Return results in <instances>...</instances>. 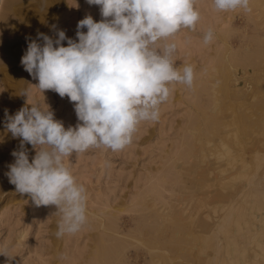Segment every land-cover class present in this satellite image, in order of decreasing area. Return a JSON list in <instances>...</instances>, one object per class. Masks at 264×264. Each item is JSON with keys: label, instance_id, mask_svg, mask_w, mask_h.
Instances as JSON below:
<instances>
[{"label": "rangeland", "instance_id": "1", "mask_svg": "<svg viewBox=\"0 0 264 264\" xmlns=\"http://www.w3.org/2000/svg\"><path fill=\"white\" fill-rule=\"evenodd\" d=\"M195 6V30L168 40L177 45L176 66L193 67L192 86L170 85L159 120L142 122L123 150L65 158L86 188L87 223L58 239L56 207L35 206L6 176L21 138L6 130L5 110L14 115L36 103L65 128L77 124L68 97L40 93L21 57L29 41L43 45L37 33L55 40L63 30L77 39V23L87 15L99 22L100 8L86 0H4L0 251L14 257L0 255V264H264V0H250L251 12L217 11L213 0ZM209 29L214 38L206 45ZM25 147L31 162L37 149Z\"/></svg>", "mask_w": 264, "mask_h": 264}, {"label": "clouds", "instance_id": "2", "mask_svg": "<svg viewBox=\"0 0 264 264\" xmlns=\"http://www.w3.org/2000/svg\"><path fill=\"white\" fill-rule=\"evenodd\" d=\"M100 8L102 19L91 15L77 23L76 38L57 31L53 40L37 33L28 42L21 65L34 79L40 93L56 92L73 103L77 124L65 128L49 107L20 108L14 115L5 110V128L21 138L11 155L6 176L16 192L30 195L35 206L56 207L60 215L56 237L76 234L87 223V192L77 182L65 158L89 149L121 151L133 142L138 126L158 121L160 106L182 83L191 87L194 69L177 67L175 42L182 29L195 30L200 20L196 0H86ZM217 11L251 12L250 0H213ZM87 31H83V29ZM209 29L203 43L213 41ZM67 41V46L62 42ZM55 45V46H54ZM31 90L21 94L29 97ZM30 104V103H29ZM25 144L36 155L29 162ZM0 255L9 258L7 250Z\"/></svg>", "mask_w": 264, "mask_h": 264}, {"label": "bare ground", "instance_id": "3", "mask_svg": "<svg viewBox=\"0 0 264 264\" xmlns=\"http://www.w3.org/2000/svg\"><path fill=\"white\" fill-rule=\"evenodd\" d=\"M4 6V0H0V10H1V8ZM226 207H228V206H226ZM227 209V208H226ZM225 211H227V210H225ZM230 211V210H229ZM230 217H231V213L229 212L228 214H226L225 216H224V218H223V220H222V223L220 224V226L217 228V231L218 232H221V231H225L226 230V228H227V226H228V224H229V222H230ZM216 232V231H215ZM151 252V251H150ZM153 252H151V254H152ZM155 253V252H154ZM98 255H99V253H98ZM150 255V254H149ZM103 256V255H102ZM107 261V260H106ZM108 262H109V260H108ZM114 262V261H113ZM166 263V262H165ZM153 264V263H152Z\"/></svg>", "mask_w": 264, "mask_h": 264}]
</instances>
